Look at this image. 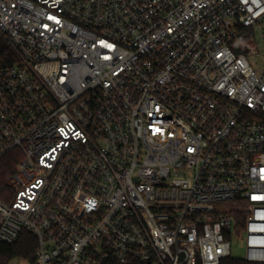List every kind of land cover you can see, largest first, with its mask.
I'll return each mask as SVG.
<instances>
[{
  "label": "built area",
  "instance_id": "2783aa9c",
  "mask_svg": "<svg viewBox=\"0 0 264 264\" xmlns=\"http://www.w3.org/2000/svg\"><path fill=\"white\" fill-rule=\"evenodd\" d=\"M263 32L264 0H0V248L36 241L10 264H222L234 239L264 264Z\"/></svg>",
  "mask_w": 264,
  "mask_h": 264
},
{
  "label": "trees",
  "instance_id": "16d2710c",
  "mask_svg": "<svg viewBox=\"0 0 264 264\" xmlns=\"http://www.w3.org/2000/svg\"><path fill=\"white\" fill-rule=\"evenodd\" d=\"M9 52L7 46L0 39V63L1 56ZM17 162L13 156H9L0 161V198L6 199V192L9 191L7 186L8 177L15 171ZM36 248L35 238L29 234L24 233L21 240L14 246H2L0 248V264H10L16 258H33ZM222 264H250L244 260H237L230 258Z\"/></svg>",
  "mask_w": 264,
  "mask_h": 264
},
{
  "label": "rangeland",
  "instance_id": "374dc122",
  "mask_svg": "<svg viewBox=\"0 0 264 264\" xmlns=\"http://www.w3.org/2000/svg\"><path fill=\"white\" fill-rule=\"evenodd\" d=\"M260 33L261 31L259 29L253 28L247 31H243L242 35H251L255 39L254 42L257 43L256 38H259ZM262 34H264V32ZM262 46H264V42H262ZM256 61L259 64H261V58H258ZM250 62L252 65H255V61L253 59H250ZM231 256L233 259H237V260L245 259V256H246L245 245L237 239L232 240V255Z\"/></svg>",
  "mask_w": 264,
  "mask_h": 264
}]
</instances>
